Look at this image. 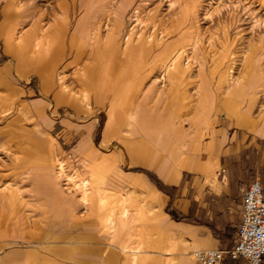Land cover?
Here are the masks:
<instances>
[{
	"label": "rangeland",
	"instance_id": "rangeland-1",
	"mask_svg": "<svg viewBox=\"0 0 264 264\" xmlns=\"http://www.w3.org/2000/svg\"><path fill=\"white\" fill-rule=\"evenodd\" d=\"M23 1L31 3L29 0ZM33 1L43 11L37 15L36 30L29 33L26 39L33 44L45 39L50 46L48 51L54 49V52H62V65L70 63L77 51H83L79 55V63L71 64L66 69L67 86L64 88L67 96H77L84 103H76L70 98L58 99L55 97L56 89L43 85L36 72L17 69L10 50L5 47L0 29V264H129L122 255L110 261L102 259L104 253L117 251V247L111 229L99 225L98 218L93 233L95 239L92 240V248L98 257L94 263L86 257L91 252L84 244L68 243L66 240L53 243L42 236L26 239L27 232H35L32 223L40 219L34 209L40 206L47 214L51 210L52 193H46L43 188L47 180L42 168L48 164L47 159L53 157L63 158L69 173L75 169H88L95 170L97 178L120 175L124 183L120 187L122 194L117 196L128 208L123 217L126 226L121 232L124 236L128 235L135 215V211L131 210L139 208L142 212L146 201L142 194L129 189L127 180L134 176V169H151L167 178L178 161L166 165H162L161 160L147 165L149 162H146V158L130 161L125 148L127 143L143 141L144 153L148 145L163 156L166 151L159 149L160 145L148 142L136 130L129 133L123 131L126 111H129L127 104L121 115L117 113L121 124L118 131L110 136L108 146L99 145L108 119L114 121L115 113L112 114L110 103L114 102L116 108L121 106L120 100L130 85L127 76L132 71L141 67L152 69L155 64V69L160 71L159 80L164 75L165 79L161 81H167L171 66H178L171 70L172 76H175L172 79L185 87L189 97L184 103L175 88L166 95L147 99L144 105L155 109L158 117L155 130L164 132L171 125H176L185 133V139L189 140L198 129L191 118L195 112L192 110L199 103L196 93L200 79L206 82L207 87L203 86L206 88L207 100L214 95L215 86L221 85L227 101L235 91L234 81L237 78L244 89L252 78L255 54L259 57L255 62V71L264 76V0H61L63 4L59 6L55 4L56 0ZM5 4V0H0V11ZM62 16L67 25L59 28ZM1 18L0 12V28ZM93 22L95 51L86 38V32ZM77 23H80L78 30ZM22 32L17 31V41L23 40ZM94 61L97 77L94 84L89 89L84 88V92L78 91L81 87L74 81L76 67ZM105 88L112 92L109 99L101 104L88 100V92ZM112 96L115 101H112ZM259 99L264 104V98ZM181 105L186 107L182 110L183 114H178L176 120L170 118L171 111H178ZM218 117L220 122L225 121L223 116ZM231 129L239 132L234 127ZM255 135L252 133L249 136L252 138ZM80 142L87 146L78 152L76 149ZM49 147L54 149L50 151ZM182 151L183 154L192 153L194 145L186 141ZM87 153H90V157ZM111 155L117 159L109 168H101L100 161ZM58 160L53 162L58 166L59 173L63 174L64 165ZM76 179L68 176L66 185L75 187ZM109 182L112 183V180L109 179ZM115 196L110 200H114ZM18 204L23 211L22 228L16 233H8L7 230L15 221V215H11L10 210L14 212V205ZM51 229L39 222L38 230L42 234ZM60 231L53 229L52 235L60 236ZM58 245L73 248V255H59L48 249ZM28 252L37 258L26 257ZM191 259L194 262L193 255Z\"/></svg>",
	"mask_w": 264,
	"mask_h": 264
},
{
	"label": "crops",
	"instance_id": "crops-1",
	"mask_svg": "<svg viewBox=\"0 0 264 264\" xmlns=\"http://www.w3.org/2000/svg\"><path fill=\"white\" fill-rule=\"evenodd\" d=\"M5 1L6 4L0 11L2 15L0 29L5 47L10 50L16 68L36 72L43 85L56 89L54 92L58 99L70 98L79 103L77 96L66 95L65 71L69 65L79 63V55L83 51H77L70 63L62 65V52L58 50L54 52L56 51L54 49L48 51L50 46L48 47L45 39L42 38L39 44L38 42L33 44L26 39L29 33L36 30V18L43 8L34 5L33 0H29L31 3L22 2V0ZM55 4L59 6L63 2L56 0ZM63 19V16L60 17L59 28L67 25ZM79 24L77 23V30ZM94 29L93 22L86 32V38L95 51ZM17 31H23L22 41H17ZM37 44L39 46L35 47ZM257 60L259 57L257 58L255 54L252 64L253 76L246 88L239 84L237 78L234 87L236 93L233 90L227 101H225V92L221 85L215 86L214 95L207 100L208 96L204 88L206 82L200 79L196 93L199 103L195 105V110H192L195 112L192 113L191 118L193 125H197L198 129L189 140L185 139V133L176 125H171L170 129L164 132L155 130L154 126L158 118L154 112L155 109L144 105L147 99L152 100L155 96L166 95L175 88L182 104L184 103L189 96L184 86H179L180 84L173 81L172 78L175 76H172L173 71L171 72L179 67L174 65L173 69L168 71L169 81H161L165 79L164 75L159 80L160 71L155 69L154 63L152 69H142L140 66L141 69L132 71L127 76L130 85L127 86L125 95L120 100L121 106L116 108L114 102L110 103V110L111 112L113 110L112 114L115 113L114 121L112 122L111 118L108 119L99 145L108 146L110 136L118 131L121 124L117 115H121L126 110L125 104H127L129 111H126L127 119L123 131L129 133L136 130L145 136L148 142L155 146L160 145L159 149L166 151L163 156L148 145L144 153L143 141L127 143L125 148L130 161L146 158V162H149L146 163L147 165L160 160L163 161L162 165L171 161H178V164L172 168L167 178L151 169H148L150 171L141 167L134 169L132 172L134 176L129 178L131 180H127L129 189L142 194L146 201L142 212L139 208L131 210L135 211L133 227L128 235L124 236L121 230L126 226L123 217L128 208L117 196L122 194L120 187L124 183L123 178L118 174L111 178L109 176L97 178L95 170L88 169H75L69 173L67 162L63 158H55L59 159L58 162H62L65 168L63 174H60L58 166L54 164L55 159L50 157L47 159L48 164L42 168V172L47 180L43 188L46 193H52L51 210L47 214L39 206L34 209V213L40 215L39 222L52 229L42 234L38 230L39 222L32 223L35 232H27L26 239L33 240L42 236L53 243L66 240L68 243L84 244L91 252L87 253L86 257L94 263L98 257L92 248V240L95 239L93 233L95 221L98 218L99 225L111 229V236L117 247V251H107L102 255L105 261L122 255L126 257L129 264H194L197 262L194 259V262L192 261L191 255L195 251L230 250L235 244L240 226L242 195L255 173L259 175L264 194V104L259 99L264 98V76L261 72L255 71L254 66ZM60 65L62 68L58 70ZM96 78V61L76 67L74 81L81 87L78 91L84 92V88H91ZM110 94L112 95V92L107 88L88 92V100L101 104L109 99ZM113 100L115 101L112 96ZM80 102L84 103V101ZM242 104L245 105L244 108L241 107ZM184 109H186L185 105H181L178 111H171L169 117H174L176 120L177 115L183 114ZM87 111L89 112L88 109ZM108 114L110 117L109 111ZM220 115L225 118V121L220 122L218 117ZM201 117L202 119L197 122ZM232 127L239 132L231 131ZM252 133L256 135L250 138L249 135ZM186 141L194 145L192 153L183 154L182 148ZM84 146L87 145L80 142L76 150L83 151ZM48 149L51 151L54 148ZM50 155H52L51 152ZM87 156L90 157V153H87ZM115 159L117 157L113 155L103 158L100 161L101 168H109L108 166H111ZM81 174L86 176L80 177ZM66 175L73 179L77 178L75 187L66 185L65 179L68 177ZM112 196L115 198L111 201ZM20 206L14 205V212L10 210V214L15 215V221L7 230L8 233H16L22 228L20 224H22L23 211ZM81 210H84L83 214H80ZM135 225L136 228H134ZM53 229H60L62 234L53 236ZM25 242L28 243V241ZM52 248L48 249L56 254L68 257L73 255V248L64 247V245ZM26 257L34 260L37 258L29 252ZM221 264H247V262L242 258L230 260L225 257ZM260 264H264V259Z\"/></svg>",
	"mask_w": 264,
	"mask_h": 264
},
{
	"label": "built area",
	"instance_id": "built-area-1",
	"mask_svg": "<svg viewBox=\"0 0 264 264\" xmlns=\"http://www.w3.org/2000/svg\"><path fill=\"white\" fill-rule=\"evenodd\" d=\"M240 226L234 246L228 251L219 249L199 250L193 253L198 264H221L242 258L247 264H260L264 259V194L255 175L249 182L241 199Z\"/></svg>",
	"mask_w": 264,
	"mask_h": 264
},
{
	"label": "bare ground",
	"instance_id": "bare-ground-1",
	"mask_svg": "<svg viewBox=\"0 0 264 264\" xmlns=\"http://www.w3.org/2000/svg\"><path fill=\"white\" fill-rule=\"evenodd\" d=\"M112 13H113V12H111V14H112ZM171 62H172V60H171ZM250 64H251V63H250ZM169 66H171V65L169 64ZM173 66H174V65L171 66L172 69H173ZM171 72H172V71H171ZM162 77H163V75H162ZM164 77H165V76H164ZM234 82H235V81H234ZM230 85H231V83H230ZM228 86H229V85H228ZM229 87H230V86H229ZM227 89L229 90L230 88L227 87ZM227 93H228V91H227ZM60 168H61V166H60ZM60 170H61V169H60Z\"/></svg>",
	"mask_w": 264,
	"mask_h": 264
}]
</instances>
